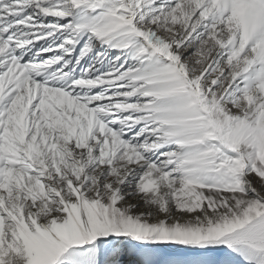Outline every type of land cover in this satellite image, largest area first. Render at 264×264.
Returning a JSON list of instances; mask_svg holds the SVG:
<instances>
[{
  "label": "snow or ice",
  "instance_id": "snow-or-ice-1",
  "mask_svg": "<svg viewBox=\"0 0 264 264\" xmlns=\"http://www.w3.org/2000/svg\"><path fill=\"white\" fill-rule=\"evenodd\" d=\"M0 264H264V0H0Z\"/></svg>",
  "mask_w": 264,
  "mask_h": 264
}]
</instances>
